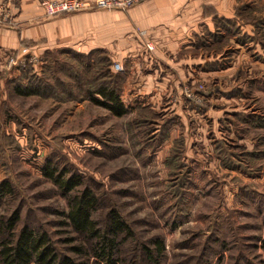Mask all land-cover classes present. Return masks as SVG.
<instances>
[{"label": "rangeland", "instance_id": "374dc122", "mask_svg": "<svg viewBox=\"0 0 264 264\" xmlns=\"http://www.w3.org/2000/svg\"><path fill=\"white\" fill-rule=\"evenodd\" d=\"M44 1L47 16L134 4L48 13ZM240 1L247 7L233 18L248 41L210 39L208 47L193 48L192 58L198 55L200 62L191 70L201 75L189 74L160 104L141 95L135 104L126 95L127 111L121 115L77 90L72 74L78 72L84 84L92 71L66 58L76 54L89 61L93 55L102 68L107 49L51 52L61 60L51 82L75 92L66 97L56 87L65 98L17 93L9 78L25 67L19 59L26 57L24 64L41 75L46 60L24 51V44L7 50L0 66V181L8 180L12 190L0 197V217L18 209L16 231L24 223L45 229L59 250L68 251L65 238L76 233L61 221L67 220L66 196L41 171L49 157L59 168L79 172L97 193L94 216L103 218L113 206L127 220L133 235L122 253L134 256L141 247L143 252V245L154 246V237L163 241L159 263L145 253L137 263L264 264V0ZM9 2H0V23L19 28ZM31 54L37 60L31 61ZM207 60H215L216 67L206 66ZM113 63L111 71H119ZM97 73L101 76L100 69ZM188 92L193 95L186 97ZM120 97L123 101L122 89ZM178 137L183 143L173 142ZM170 154L174 159L168 163ZM226 154L230 159L222 158Z\"/></svg>", "mask_w": 264, "mask_h": 264}, {"label": "crops", "instance_id": "0c3cea01", "mask_svg": "<svg viewBox=\"0 0 264 264\" xmlns=\"http://www.w3.org/2000/svg\"><path fill=\"white\" fill-rule=\"evenodd\" d=\"M42 1L8 3L9 10L14 6L11 12L20 27L0 23V66L7 50L23 44L27 51L36 54L58 49L87 53L107 49L114 62L125 64L121 84L125 105L126 95L135 104H139L134 101L138 95L150 96L155 104H160L189 74L201 75L191 70V64L200 62V56L192 58L195 34L204 28L214 29L216 12L233 17L241 2L141 0L126 9L92 8L47 16ZM147 42L152 49L148 50ZM199 72L205 74V70Z\"/></svg>", "mask_w": 264, "mask_h": 264}, {"label": "trees", "instance_id": "16d2710c", "mask_svg": "<svg viewBox=\"0 0 264 264\" xmlns=\"http://www.w3.org/2000/svg\"><path fill=\"white\" fill-rule=\"evenodd\" d=\"M246 7V3L238 5L235 13H239V10ZM240 32L243 31L233 17L218 15L216 12L214 14V29L204 28L201 33L197 32L194 39L195 47L193 48L208 47L211 44L210 39L224 43L230 37H234L237 42L245 43L248 41V33L245 39L240 36ZM50 54V51L44 54L46 62L41 72L42 75L38 74L33 65L25 64V67L21 69V73L11 79L17 93L65 98L63 97L64 94L56 88L61 87L62 91L67 92L66 97H73L75 92L68 84L57 86L56 83L51 82L50 75L55 73L56 67H58L57 64L61 60L60 58L53 59ZM102 55L104 56L103 53ZM105 55L102 68H99L98 61L95 64L97 58L94 59L93 55L90 58L91 60L88 59L89 61L76 54H70L66 58L83 65L86 72L91 73L92 71L87 76L86 83L84 82V88H82L84 84L81 83L80 74L78 72L72 74L78 80L77 90L78 88L82 89L84 91L82 93L86 94L85 97L106 106L113 114L121 115L127 111V107L120 97L123 74L120 71H111L110 66L113 60L109 54ZM54 63L55 68L53 67ZM214 63L215 60H207L205 65L216 67ZM99 69L101 70V76L96 75ZM79 83L81 84L79 85ZM67 87H70V89ZM140 110L144 111L145 108H140ZM167 124L168 120L162 124V128H164L163 137L168 135L165 129ZM183 139V137H178L173 142L175 144L183 143ZM219 144V149L222 151L223 143L219 141ZM175 149V146L172 147L173 153ZM250 154H255V152H250ZM171 156L172 154L167 158L168 163H170L171 158L174 159ZM222 158L230 159V156L226 154ZM182 165H184L183 161L180 163V166ZM41 171L66 196L68 207L64 214L67 220L61 221L71 225L76 234L65 238L68 251L59 250L53 244L48 231L45 229L24 223L16 231L20 215L18 209H14L11 214L0 217V264H142L137 263V260L142 259L143 253L150 259L154 258V262L159 263L163 254L164 243L158 237H154L153 247L143 245V252L141 247L134 256L122 253L123 243L133 235L131 226L123 218L120 211L113 206L105 211L103 218L94 216L98 208V195L91 186L84 183L85 180L79 172H70L65 167L59 168L57 163L52 162L49 157L45 158ZM183 177L185 176L183 175ZM11 190L12 185L8 180L3 179L0 181V197ZM217 240H219L220 246L224 244L222 239Z\"/></svg>", "mask_w": 264, "mask_h": 264}, {"label": "built area", "instance_id": "2783aa9c", "mask_svg": "<svg viewBox=\"0 0 264 264\" xmlns=\"http://www.w3.org/2000/svg\"><path fill=\"white\" fill-rule=\"evenodd\" d=\"M139 0H95L94 2H89L86 0H45L44 1V7L48 13H55L59 11H67V10H78L88 7H105V8H113V7H119V8H125L128 5H131ZM94 5V6H92ZM2 7H0L1 10ZM149 45V44H148ZM150 47V45H149ZM26 50V47L24 51ZM31 61L37 60V56L35 54H31L30 56ZM19 61L25 65V62L27 61V58L24 57L23 59H19ZM113 66L115 69L119 71H123V65L119 62H114ZM199 87H202V85H199ZM195 90H198L197 88ZM186 91V90H185ZM187 96H192L193 93L188 92L185 94Z\"/></svg>", "mask_w": 264, "mask_h": 264}]
</instances>
